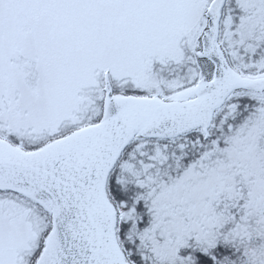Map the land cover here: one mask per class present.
Masks as SVG:
<instances>
[{
	"label": "snow or ice",
	"instance_id": "obj_1",
	"mask_svg": "<svg viewBox=\"0 0 264 264\" xmlns=\"http://www.w3.org/2000/svg\"><path fill=\"white\" fill-rule=\"evenodd\" d=\"M0 264H264V0H0Z\"/></svg>",
	"mask_w": 264,
	"mask_h": 264
}]
</instances>
